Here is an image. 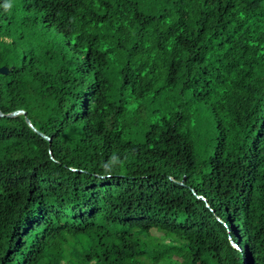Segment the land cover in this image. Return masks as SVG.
Segmentation results:
<instances>
[{
	"label": "trees",
	"instance_id": "trees-1",
	"mask_svg": "<svg viewBox=\"0 0 264 264\" xmlns=\"http://www.w3.org/2000/svg\"><path fill=\"white\" fill-rule=\"evenodd\" d=\"M3 67L0 264H264V0H0Z\"/></svg>",
	"mask_w": 264,
	"mask_h": 264
},
{
	"label": "water",
	"instance_id": "water-1",
	"mask_svg": "<svg viewBox=\"0 0 264 264\" xmlns=\"http://www.w3.org/2000/svg\"><path fill=\"white\" fill-rule=\"evenodd\" d=\"M13 69V68H12ZM11 69V70H12ZM10 69H8V68H6V67H3V68H1L0 69V74H2V75H7L10 71H11ZM0 116L2 117L3 116V114L0 112ZM6 116H8V117H16V116H26V113H25V111H23V110H19V111H17V112H14V113H11V114H8V115H6ZM26 123L33 129V130H35V128H33V126H32V124H31V122L29 121V119H27L26 118ZM39 133V132H38ZM40 134V133H39Z\"/></svg>",
	"mask_w": 264,
	"mask_h": 264
},
{
	"label": "rangeland",
	"instance_id": "rangeland-1",
	"mask_svg": "<svg viewBox=\"0 0 264 264\" xmlns=\"http://www.w3.org/2000/svg\"><path fill=\"white\" fill-rule=\"evenodd\" d=\"M153 244H156V242H153Z\"/></svg>",
	"mask_w": 264,
	"mask_h": 264
}]
</instances>
